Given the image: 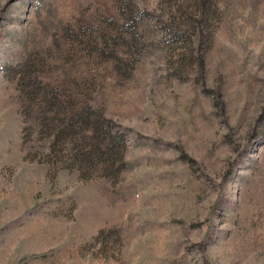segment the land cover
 I'll list each match as a JSON object with an SVG mask.
<instances>
[{
	"label": "rangeland",
	"instance_id": "rangeland-1",
	"mask_svg": "<svg viewBox=\"0 0 264 264\" xmlns=\"http://www.w3.org/2000/svg\"><path fill=\"white\" fill-rule=\"evenodd\" d=\"M0 264H264V0H0Z\"/></svg>",
	"mask_w": 264,
	"mask_h": 264
}]
</instances>
